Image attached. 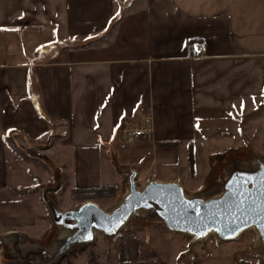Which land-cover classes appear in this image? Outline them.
Returning <instances> with one entry per match:
<instances>
[{"label": "crops", "instance_id": "1", "mask_svg": "<svg viewBox=\"0 0 264 264\" xmlns=\"http://www.w3.org/2000/svg\"><path fill=\"white\" fill-rule=\"evenodd\" d=\"M114 20L95 45L66 49ZM201 47L206 56L193 59ZM263 97L264 0H0V190L10 180L9 133L60 141L71 190L115 185L123 196L128 169L139 181L151 174L146 184L181 182L159 174L186 169L191 143L198 162L202 132L230 126L235 111ZM146 111L153 141L119 142L121 122ZM171 141L179 145L159 146ZM169 250L69 264H242L235 255L188 260Z\"/></svg>", "mask_w": 264, "mask_h": 264}, {"label": "rangeland", "instance_id": "2", "mask_svg": "<svg viewBox=\"0 0 264 264\" xmlns=\"http://www.w3.org/2000/svg\"><path fill=\"white\" fill-rule=\"evenodd\" d=\"M7 148L11 152L7 163L10 180L5 189L0 190V238L12 230H18V233L25 235V245L38 244L54 249V241L60 234L52 225L48 206L43 199L44 190L62 182L61 189L52 199L68 210L81 206L72 198L69 185L72 176L69 152L54 138H43L38 142L16 139V148L9 145ZM198 154V162L195 154L193 176L188 165L186 169L179 168L164 174L160 172L159 175L181 181L179 183L188 195H200L211 191L233 164L253 162L255 154L264 159V97L250 101L242 110L235 111L230 126L204 130ZM150 175L142 181L138 180L140 187L146 184ZM122 191L123 188L118 187L116 197L101 200L99 205L110 211L122 200ZM119 235L108 240L98 234L94 245L73 248V252L60 264L88 260L112 262L120 260L122 249L124 259L143 260L152 254L163 257L169 255L165 251L170 249L188 260L235 255L242 264H264V255L258 248V234L254 229L245 233L240 240L228 244L220 243L214 235L191 246L192 237L173 236L163 224L144 216L142 220L132 219ZM0 264H35V261L19 262L8 244L0 246Z\"/></svg>", "mask_w": 264, "mask_h": 264}, {"label": "water", "instance_id": "3", "mask_svg": "<svg viewBox=\"0 0 264 264\" xmlns=\"http://www.w3.org/2000/svg\"><path fill=\"white\" fill-rule=\"evenodd\" d=\"M124 173L128 175V190L110 211L92 201L62 210L52 199L62 182L44 190L52 225L60 234L54 249L25 245V235L18 232L2 236L0 246L11 245L19 262L60 264L73 248L94 245L98 234L115 239L132 219L142 220L145 216L163 224L170 233L192 237L191 246L214 235L220 243L228 244L254 229L258 248L264 255V159L258 155L253 156V162L230 166L211 191L200 195H188L176 181L150 179L140 187L137 169Z\"/></svg>", "mask_w": 264, "mask_h": 264}, {"label": "trees", "instance_id": "4", "mask_svg": "<svg viewBox=\"0 0 264 264\" xmlns=\"http://www.w3.org/2000/svg\"><path fill=\"white\" fill-rule=\"evenodd\" d=\"M115 27V20L112 22L110 25L109 29L102 33L100 36L92 37L89 39H84V40H71L67 41L66 43V49H86L90 48V46L95 45L98 43V41L102 40L103 36L107 34L111 29ZM30 83H31V90L34 93L39 92V84L36 82V79L34 77H30ZM54 121H50V125H53ZM17 134L15 133H9L7 137L5 138L6 144L11 146V148H16V139H17ZM179 145V142L176 141H171V142H165V143H160V147H176ZM188 167L190 168V175L193 176L195 174V154H194V144L191 143L189 145L188 149ZM118 191V187L115 185H109V186H99V187H89V188H83V189H73L72 190V198L75 201H78L80 205H82L86 201H94L100 204L99 201L101 200H106L109 198H114L116 197V193ZM120 261H125L127 259H124V250L122 249L120 251ZM131 260H136V259H131Z\"/></svg>", "mask_w": 264, "mask_h": 264}, {"label": "built area", "instance_id": "5", "mask_svg": "<svg viewBox=\"0 0 264 264\" xmlns=\"http://www.w3.org/2000/svg\"><path fill=\"white\" fill-rule=\"evenodd\" d=\"M207 50L201 47L194 53L193 59H202ZM117 139L123 144L152 142L154 139L153 117L151 112H144L139 117L124 119L117 130Z\"/></svg>", "mask_w": 264, "mask_h": 264}, {"label": "bare ground", "instance_id": "6", "mask_svg": "<svg viewBox=\"0 0 264 264\" xmlns=\"http://www.w3.org/2000/svg\"><path fill=\"white\" fill-rule=\"evenodd\" d=\"M222 168V166H220ZM220 169V168H219ZM226 170V169H225Z\"/></svg>", "mask_w": 264, "mask_h": 264}]
</instances>
